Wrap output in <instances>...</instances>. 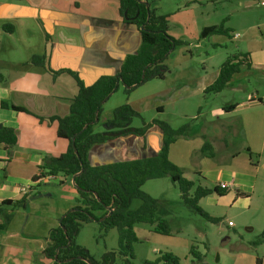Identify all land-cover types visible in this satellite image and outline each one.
<instances>
[{"label":"crops","instance_id":"1","mask_svg":"<svg viewBox=\"0 0 264 264\" xmlns=\"http://www.w3.org/2000/svg\"><path fill=\"white\" fill-rule=\"evenodd\" d=\"M202 1L189 2L177 11L190 14L184 18L196 23V12ZM152 2L154 0H150ZM160 5L155 7L156 15L165 16L169 21L176 10L158 13ZM208 27H203L202 31ZM168 32L172 36L171 30ZM141 45L138 29L125 22L117 0H0V74L4 77V82L0 83V129H14L18 136L11 156L0 144V205L5 201L21 203L3 206L0 212V223L7 225L0 232V264H55L45 255L50 232L77 206L72 179H66L64 184L46 177L35 180L46 159L59 157L69 147V141L58 136L57 118L70 115L79 87L69 72L57 73L71 71L89 86L102 76L117 75L126 58L137 54ZM240 49L238 54L249 55L251 66L242 68L221 93L205 91L218 79L222 63L231 57H227V53L224 62L217 67L206 62L202 69L197 68L191 58L179 67L174 87L165 86L167 77L160 80L163 88L158 98L177 103L180 110L188 107L192 111L195 106V112L183 114L194 123L189 136L178 138L170 146L169 159L187 180L195 183V188L200 186L213 191L200 200L199 206L215 218L224 217L229 209L240 206L258 214V225L252 223L247 227L251 234L257 231L255 237L236 232L233 238H228L231 241L228 247L207 240L208 244L198 248L204 257L202 264H257L259 259L264 264V244L253 245L264 230V39L250 38L241 42ZM35 57H45L43 68L33 64ZM47 59L49 68H46ZM138 90L127 96L120 83L103 105L95 132H105L114 111L125 104L143 118L151 98L148 91L136 96ZM118 94L122 97L119 95L110 103ZM224 96L232 98L229 104L221 101ZM152 109L166 114L160 103L153 104ZM148 123L151 122L132 127L142 128ZM215 123L218 125L214 126ZM154 131L159 130L152 127L145 138L121 136L98 145L91 151L90 161L101 165L152 157L162 146V138L156 146L151 141ZM206 141L211 150L202 155L199 152ZM222 183L229 188L222 190ZM66 186H71L67 198L59 193ZM237 192L244 196L239 197ZM96 215L100 217L101 213ZM225 218H221L223 225ZM85 225H95L98 229L99 225L93 222L80 228L77 242L86 249L87 246L81 244ZM228 227L235 225L228 224ZM138 230L135 229V233L138 234ZM177 233L166 236L149 231L146 239L152 244L154 260L161 253H172L182 264H193L190 251L197 238L181 239L178 237L181 230ZM155 236H163L168 241ZM203 236L208 237L198 232L199 238ZM110 252L116 253L115 264H125V258L117 254L118 244L100 258H94L101 261ZM215 253L219 254L212 262L210 255Z\"/></svg>","mask_w":264,"mask_h":264},{"label":"trees","instance_id":"2","mask_svg":"<svg viewBox=\"0 0 264 264\" xmlns=\"http://www.w3.org/2000/svg\"><path fill=\"white\" fill-rule=\"evenodd\" d=\"M117 1L120 3L125 22L134 25L140 33L142 45L139 52L126 58L117 75L102 76L89 86L71 71L62 70L57 73L69 72L78 84L79 93L73 101L70 115L57 118L58 136L69 141L67 152L59 157L46 159L35 178L39 180L55 176L60 178L61 184H64L66 179H74L77 206L66 213L59 227L51 230L45 250L47 258L55 264H115V252L107 253L101 261H97L78 244L77 235L84 224L97 222L99 238L105 237L111 230H116L117 254L125 258V264H132L135 259L133 246L138 241L134 230L136 224H149L154 226L156 233L171 235L169 223L157 216V200L142 190V187L152 180L169 177L179 188L185 205L212 224L222 221L221 218L210 216L199 206L200 200L213 191L200 186L195 188V183L187 180L181 169L169 159L170 146L178 138L189 136V124L173 129L165 122L153 121L142 128H134L132 121L135 117H140V114L129 104H125L114 111L113 120L105 125V132L97 133L94 130L96 119L99 118L105 102L117 91L118 82L124 85V93L129 96L149 81L165 79L168 70L165 60L177 47L184 45V42L168 34L167 17L156 15L155 3H150L149 0ZM5 29L8 30V27ZM212 35L231 37V31L226 29L224 24L208 27L202 31L201 38ZM44 63L45 57L33 59L35 66L43 68ZM250 66L247 54L239 53L229 57L222 65L218 79L205 93L223 92L242 68L248 69ZM2 82L4 77L0 74V83ZM3 107L8 106L3 104ZM152 127H157L162 134V146L156 155L101 165L91 163L90 154L93 148L115 139L106 133L121 132L122 136L145 138ZM0 144L11 156L18 144L17 132L14 129H0ZM210 150L211 145L206 141L199 153L204 155ZM237 195L244 196L239 192ZM135 200L142 201V205L139 209L132 210L131 206ZM19 204L21 203L5 201L0 205V212L3 206ZM97 213H101V216L98 217ZM6 227V222L0 223V232ZM261 244H264V230L253 243L255 246ZM190 255L193 264L203 263L204 257L196 247L191 248ZM144 264L182 263L181 259L172 253H161L156 260L145 261ZM257 264H261L260 259Z\"/></svg>","mask_w":264,"mask_h":264},{"label":"rangeland","instance_id":"3","mask_svg":"<svg viewBox=\"0 0 264 264\" xmlns=\"http://www.w3.org/2000/svg\"><path fill=\"white\" fill-rule=\"evenodd\" d=\"M194 1L195 0H154V2H152L155 3L156 6L159 3L161 4V9L158 10V13L167 14V12L171 10H176L175 15L169 17L168 29L171 30L172 37L174 36L175 39L184 42V45L177 47L165 60V65L168 69L165 74V78L167 77L165 86L168 88L174 87L179 67L191 61V58L192 62L196 63L197 68L199 67L202 69L203 64L206 62L216 67L221 66V62H224L222 60L226 53L227 57L238 54V51L241 50V42H246L255 36H260L264 39V7H258L255 1L213 0V2H208L207 0H203L199 12H196V23H192L187 18H184L185 15L190 14L178 13L177 10L179 8L182 9L185 4ZM197 15H200V17H197ZM221 24H224L226 29H229L231 33L234 32L233 35L239 33L242 38L240 40H235L232 34L230 38L227 36L221 38L217 35H212L204 39L201 38L203 27H214ZM222 42H224V44ZM225 44H227L228 47L225 48ZM170 71L173 72L170 73ZM161 83L160 80H152L143 85V87L141 86L142 88H139V92L136 96H140L148 91V96L151 99L147 101L148 107L143 118L141 115L140 117H135L132 126H142L145 121L165 122L173 129H178L186 124H189L190 127L193 126L194 123L192 120L185 119L183 114H190L193 110L195 112V106L192 107V111L188 109V107L180 110L177 103H169L165 100L163 101L162 98H158V92L163 88ZM119 95L121 96V94H118L110 103H114L117 97H120ZM231 99L232 98L224 96L221 101L225 102V104H229ZM156 103H160L165 107V115H161L156 109L151 110L153 104ZM217 125L218 123L214 124V126ZM161 138L162 136L159 131H154L151 134V141H153L154 146L160 143ZM69 189H71V186H66L62 188L61 192H58L60 194L62 193V195L67 198ZM142 189L151 198L157 200V216H160L169 223L171 231L174 234H178V230H181L178 236L181 239H189L192 241L197 238V241L193 242L191 248L196 247L197 250L198 248L200 250L203 248L204 243L208 244L207 240H213L216 241L218 245L223 244L224 247H228L231 245V241H229L228 238H233L236 232H240L245 237H255L257 234V231L251 234L247 230V227H251L252 223L258 225L259 219L256 212H248L243 206H240L238 209L231 208L228 210V215L224 214V217H226L224 225L223 221L218 224H212L183 203L179 188L173 184L169 177L148 182ZM256 199L257 197L255 196L254 202H256ZM140 205H142V201L135 200L132 203L131 209L137 210ZM229 222H232L235 227L229 228ZM83 227L81 244L87 246L86 250L93 258H100L104 252L117 248L118 233L116 230L108 233L107 237L99 238V229L95 227V225H85ZM135 229H139V233H136L138 242L133 246L135 259L132 261V264H144L145 261H154L155 254L152 251V244L146 239L148 238L149 231L156 233L154 231V226L149 224H136L134 230ZM220 229L224 230L219 231ZM198 232L207 235V239L204 238V236L199 238ZM219 232H221L220 235L218 234ZM155 237H161V239L165 240L168 239L163 236ZM218 254L219 253L210 255L212 262L213 257L216 259Z\"/></svg>","mask_w":264,"mask_h":264},{"label":"built area","instance_id":"4","mask_svg":"<svg viewBox=\"0 0 264 264\" xmlns=\"http://www.w3.org/2000/svg\"><path fill=\"white\" fill-rule=\"evenodd\" d=\"M253 1H255L257 3L258 7H263L264 6V0H253ZM238 38H240V35L239 34H234V39H238ZM46 178L48 180H50V181H57V182L59 181V178L55 177V176H47ZM220 187H221L222 190H227L229 188V185H227L225 183H222L220 185ZM229 225L232 226L233 224L230 223Z\"/></svg>","mask_w":264,"mask_h":264},{"label":"water","instance_id":"5","mask_svg":"<svg viewBox=\"0 0 264 264\" xmlns=\"http://www.w3.org/2000/svg\"><path fill=\"white\" fill-rule=\"evenodd\" d=\"M146 5H148V4L146 3ZM47 55H48V56L50 55V47H48ZM46 68H49V62H48V59H47V61H46ZM118 85H119V82H118ZM98 120H99V118L96 119V123L98 122ZM106 135L109 136V137H112V138H117V137H121V136H122V133H121V132H117V133L111 132V133H106ZM73 185H74V179H73ZM71 211H72V210H71ZM65 216H66V215H65ZM65 216H64V217H65ZM64 217H63V218H64ZM63 218H62V220H63ZM62 220H61V221H62Z\"/></svg>","mask_w":264,"mask_h":264}]
</instances>
